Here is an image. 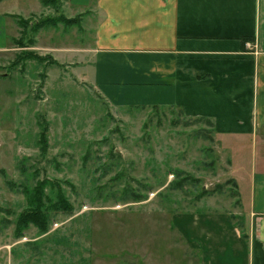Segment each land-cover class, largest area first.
<instances>
[{"label": "rangeland", "instance_id": "obj_1", "mask_svg": "<svg viewBox=\"0 0 264 264\" xmlns=\"http://www.w3.org/2000/svg\"><path fill=\"white\" fill-rule=\"evenodd\" d=\"M17 1L0 8L22 7L26 18L34 0ZM62 5L42 6L23 28L14 19L16 50L0 56V264H202L172 216L244 208L247 183L235 178L260 169L264 138L233 147L214 139L206 120L173 107L112 109L71 66L40 50L71 44L78 26L59 23L37 43L27 27L58 16ZM44 180L61 183L72 210L49 212L47 234L30 224L18 238L24 189ZM235 217L245 229L248 218Z\"/></svg>", "mask_w": 264, "mask_h": 264}, {"label": "crops", "instance_id": "obj_2", "mask_svg": "<svg viewBox=\"0 0 264 264\" xmlns=\"http://www.w3.org/2000/svg\"><path fill=\"white\" fill-rule=\"evenodd\" d=\"M42 6L34 0L26 18L22 7L0 8V56L16 50L14 17L38 15ZM61 13L82 17L71 44L40 50L71 66L112 109L173 107L210 120L213 138L233 147L264 138V0H63ZM58 30H41L37 41ZM235 180L248 191L238 213L172 216L202 264H264V157L249 180ZM235 214L248 218L245 229Z\"/></svg>", "mask_w": 264, "mask_h": 264}, {"label": "trees", "instance_id": "obj_3", "mask_svg": "<svg viewBox=\"0 0 264 264\" xmlns=\"http://www.w3.org/2000/svg\"><path fill=\"white\" fill-rule=\"evenodd\" d=\"M42 5L44 7L48 6H57V0H42ZM59 7V6H58ZM57 7V8H58ZM19 23V25L23 28L24 22L28 21L29 19L21 18V17H14ZM82 17L76 16L74 18H67L64 14L59 13L58 16L54 17H47L46 19L42 21H37L35 25L31 24V22L25 26L28 27V29L31 27V30L34 34H36V38L38 33L43 29H49V28H57V25L59 23L71 28L74 26H79L81 24ZM26 24V23H25ZM60 24V25H61ZM19 43V42H18ZM37 43V40H36ZM17 61L15 64L20 63L21 57L19 55H16ZM19 57V58H18ZM32 57H35L36 59H41L42 57H38L37 54L33 53ZM51 57V56H49ZM47 57H45L46 59ZM53 59V57H51ZM53 63L60 65L57 61L53 59ZM158 106H154L153 108H156ZM141 108H146V106H142ZM159 108V107H158ZM161 108V107H160ZM206 122L212 126V123L208 119ZM42 138L45 136V130L42 131L41 134ZM212 138V137H211ZM50 186L49 192L46 193L45 188ZM24 196L27 200V205L24 210L20 213L16 220V237L20 238L23 236V232L29 227L30 224H33L41 229L42 234L48 233V221H51L52 215L49 216V212H70L72 210V207L69 205L68 199L65 195L64 189L59 182L51 183L47 180L44 181H38L34 185H27L24 189ZM47 203H46V202ZM0 212H5V210H2L0 207ZM9 214V212H8ZM236 217L233 216V219ZM1 227V223H0ZM245 236V235H244Z\"/></svg>", "mask_w": 264, "mask_h": 264}, {"label": "built area", "instance_id": "obj_4", "mask_svg": "<svg viewBox=\"0 0 264 264\" xmlns=\"http://www.w3.org/2000/svg\"><path fill=\"white\" fill-rule=\"evenodd\" d=\"M249 47H250V48H252V47L254 48V46H252L251 44L249 45Z\"/></svg>", "mask_w": 264, "mask_h": 264}]
</instances>
